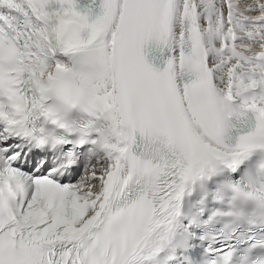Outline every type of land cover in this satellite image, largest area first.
Returning a JSON list of instances; mask_svg holds the SVG:
<instances>
[{"label": "snow or ice", "instance_id": "6c2138e0", "mask_svg": "<svg viewBox=\"0 0 264 264\" xmlns=\"http://www.w3.org/2000/svg\"><path fill=\"white\" fill-rule=\"evenodd\" d=\"M0 264H264V0H0Z\"/></svg>", "mask_w": 264, "mask_h": 264}]
</instances>
